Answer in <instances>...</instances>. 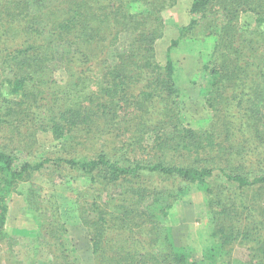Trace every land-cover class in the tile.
Instances as JSON below:
<instances>
[{"label": "trees", "instance_id": "obj_1", "mask_svg": "<svg viewBox=\"0 0 264 264\" xmlns=\"http://www.w3.org/2000/svg\"><path fill=\"white\" fill-rule=\"evenodd\" d=\"M177 64L200 81L206 126L187 123ZM0 130V264H264V0H0ZM39 133L56 149L30 159ZM19 184L34 237L4 228ZM192 189L214 222L196 260L166 224Z\"/></svg>", "mask_w": 264, "mask_h": 264}, {"label": "rangeland", "instance_id": "obj_2", "mask_svg": "<svg viewBox=\"0 0 264 264\" xmlns=\"http://www.w3.org/2000/svg\"><path fill=\"white\" fill-rule=\"evenodd\" d=\"M174 9L172 11L167 9L163 12L165 23L168 25L175 26L177 22L180 21V19H178V12L174 11ZM162 39H165V36L158 41L156 47V55L159 60H163L162 52L168 43L166 40H168L169 37H167L164 41ZM190 60L191 59H189V62ZM192 63L196 66L195 60L191 62V64ZM179 67L180 66H178L177 72L175 73V82L181 89L182 98L192 101L194 100L196 102L194 105L188 106L190 117L188 118L187 123L194 128L206 126L211 119V110L204 104V98L200 93V81H188L184 70ZM180 74L184 76V80L177 78L180 77ZM3 129L4 128H2V130ZM2 130H0L1 147L6 141V132ZM14 138L16 139L17 137ZM38 139L39 143H33L34 151L28 157L30 159H36V157L42 155L44 152L47 153L50 150L53 151L56 149L57 143L54 140L51 141L48 134L39 133ZM10 143L17 144L18 142H14L12 139V142L10 141ZM17 150L15 155L17 157V163H19L21 160H24V156L22 154L25 153H23L21 148ZM32 180L35 184L34 188L38 189L41 194H45L48 191V181L46 180V176L43 172H35ZM69 182L75 189L80 188L87 183L85 180L80 178L77 180L70 179ZM20 184L17 186V189L11 193L10 198L8 199V212L4 228L9 234L14 235L15 237H34L36 236L37 230L36 224L34 223L32 217L26 213L23 208V195L19 192V190L22 191ZM69 194L73 196L72 193ZM32 195V193H28L26 197H30ZM59 195L62 198L66 196L63 192L59 193ZM68 197L67 200L64 201L68 206L63 212V217L68 221L67 229L69 239H71L73 244H79L78 248L81 251L85 248L82 244L85 243L83 232L84 226L78 222L77 215L74 210V204L69 203L70 197ZM213 223L206 195L203 191L197 189L190 190L186 195L174 202L173 206L169 209L166 221V224L171 227L172 235L176 237V241H182L181 243L186 245L187 249L190 250L191 260L201 258V249L211 243L213 237ZM75 225L77 226L74 227ZM247 253L248 251L245 246H234L233 256L235 258L246 260L248 256ZM82 264H88V262L84 261Z\"/></svg>", "mask_w": 264, "mask_h": 264}]
</instances>
